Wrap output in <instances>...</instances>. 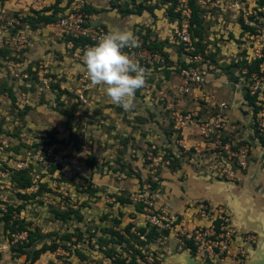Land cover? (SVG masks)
<instances>
[{"label":"rangeland","instance_id":"1","mask_svg":"<svg viewBox=\"0 0 264 264\" xmlns=\"http://www.w3.org/2000/svg\"><path fill=\"white\" fill-rule=\"evenodd\" d=\"M71 1L87 2L0 0V244H9L0 264H35L25 256L43 245L47 252L36 264H139L134 255L146 264L145 254L157 253L147 252L124 220L135 210L146 219L156 206L151 194L158 193L161 168L190 155L180 145L174 112L185 108L179 102L186 96L202 101L196 91L181 94L178 73L168 67L181 56L174 30L189 9V36L208 72L239 82L233 75L239 65L264 52V0H109L104 10L115 12L114 25L140 9L143 23L128 28L141 48L165 57L160 67L145 63L150 75L131 111L110 103L86 77L83 51L95 44L69 40L51 25ZM90 6L88 23L104 26L91 22L97 17ZM21 229L34 240L23 255L14 251L19 242L10 241Z\"/></svg>","mask_w":264,"mask_h":264},{"label":"built area","instance_id":"2","mask_svg":"<svg viewBox=\"0 0 264 264\" xmlns=\"http://www.w3.org/2000/svg\"><path fill=\"white\" fill-rule=\"evenodd\" d=\"M83 5L84 1L78 2V4L72 2L70 9L51 22V25L63 32L69 40L81 38L87 42L97 44L99 39L107 34L109 30L105 26L88 23ZM183 11L185 13L180 26L174 30L178 35L179 41L177 43L181 45V56L168 67L178 73L181 94H189L191 91L199 92L201 90L209 72L208 66L201 57L200 52L192 44L189 36V9ZM69 43L71 42L69 41ZM123 51L137 60L143 67L147 62L160 63L157 67L163 66L165 62L163 54L158 53L156 50L141 48L140 45L135 48H125ZM253 57L259 61L256 69L250 67L255 62H252L253 58H247L245 64L239 65V68H237L239 73L234 75L239 76V83L245 90L248 99L251 100L252 140L255 147L259 148L262 155H264V67L261 66V63L264 62V52L262 54L258 52ZM78 96L86 101L83 93L80 92ZM221 106H224V104ZM193 110L185 107L183 110H178L177 113L174 112V128L180 130L182 134L180 145L196 154L198 160H202V156H205L206 163L209 164V161H212L209 170L210 175L225 177L230 175L231 165L245 167L249 156V147L247 144L236 147V144L231 145L230 142L225 140L227 134L225 132L226 119L224 114L215 110L211 115L200 119L196 117L197 111L194 110L193 112ZM196 120L199 122L196 125V134L190 135V138L186 137L190 133L189 128L192 121ZM221 161L228 164V166L218 165ZM151 198L156 206L153 209H148L149 212L145 219L148 229L152 228L156 232L173 233L181 240L191 243L193 257L202 264L246 263L248 249L255 241V234L236 230L231 225L229 216L222 205H217L212 209L205 203H199L192 207L193 210L189 214H184L173 210L167 203H158V193L151 194ZM2 211H6L4 207ZM201 219H205L206 223L200 222ZM10 236L11 243L22 242L23 239L27 238L25 229L16 230L14 233H10ZM4 250L9 251V244L6 242L0 244V253ZM134 257L139 264H144L142 261L139 262L140 259L137 255H134ZM144 257L146 258V264H151L155 259L152 254H145Z\"/></svg>","mask_w":264,"mask_h":264},{"label":"crops","instance_id":"3","mask_svg":"<svg viewBox=\"0 0 264 264\" xmlns=\"http://www.w3.org/2000/svg\"><path fill=\"white\" fill-rule=\"evenodd\" d=\"M86 1L91 5V15L97 17L91 22H102L109 30L117 27L130 29L129 25L139 21L143 23L140 19L142 15L131 14L128 16L129 22H117L114 25V18L117 17L115 12L104 10L108 7L109 0L101 1L99 6H94L95 0ZM263 64L264 62L261 63L262 67ZM217 74L214 77V74L209 72L201 90L195 92L202 100L200 104H196L190 96H186L185 101L180 100L179 104L195 110L200 109V113L206 116L215 110L224 114L227 134L225 140L231 145L236 144V147L248 143L251 145L247 164L243 168L231 165L230 175L222 177L206 173L210 170L212 161L208 164L205 160L204 165L198 162V167L195 164L196 159L198 160L196 154L180 156L178 165L163 167L159 171L158 203H167L173 210L184 214H189L193 210L192 207L199 203H205L212 209L222 205L236 230L255 234V241L248 249L247 264H264V155L252 140L251 100L239 82L232 81L224 74ZM235 78L237 80V76ZM174 92L178 94L176 90ZM173 100L175 104L179 99ZM222 104L224 106H221ZM218 165L228 166L223 161ZM218 165L216 164L217 167ZM134 212L135 215L127 217L124 221L129 225L131 223V229L143 240V246L148 247L147 252L157 253L154 257L158 262L154 264H194L193 253L187 242L173 233L150 232V229L146 228L142 213L136 210ZM199 221L206 223L205 219ZM140 228H144V232H141ZM147 234H150V237ZM134 246L143 249L139 244ZM46 252H41L33 263L36 264Z\"/></svg>","mask_w":264,"mask_h":264},{"label":"clouds","instance_id":"4","mask_svg":"<svg viewBox=\"0 0 264 264\" xmlns=\"http://www.w3.org/2000/svg\"><path fill=\"white\" fill-rule=\"evenodd\" d=\"M138 46V37L132 30L117 27L83 51L84 72L91 86H101L109 102L125 111L136 107L135 93L146 85L150 75L123 51Z\"/></svg>","mask_w":264,"mask_h":264},{"label":"trees","instance_id":"5","mask_svg":"<svg viewBox=\"0 0 264 264\" xmlns=\"http://www.w3.org/2000/svg\"><path fill=\"white\" fill-rule=\"evenodd\" d=\"M85 4L83 5V9H84V11L86 12L87 11V7H89L88 6V4H86L87 2H84ZM87 5V6H86ZM91 7V6H90ZM149 12H152V10L150 11L149 10ZM136 14H141V11H140V9L137 11V12H135ZM152 15H154L153 13H151ZM57 19V18H56ZM55 19V20H56ZM54 20V21H55ZM189 21H190V19H189ZM50 22H53V21H50ZM84 40V41H86L85 39H81V38H72V40L73 41H77V40ZM87 42V41H86ZM147 49H150V50H154V49H152V48H147ZM259 63V61L257 60V61H255L253 64H251V68H257V64ZM236 79V78H235ZM190 151V153H192V151L191 150H189ZM5 224H8V222H5ZM11 224V223H10ZM10 228H12V229H14V226L13 225H10ZM140 231L141 232H144V228H140ZM154 230L152 229V228H150V232H153ZM27 235H28V237L26 238V240H24V241H22V242H19V245H18V248H17V250H14V251H16V253H19V254H25V248L26 247H30L31 246V243L34 241L33 240V234L29 231L28 233H27ZM148 235V237H150V234H147ZM188 243V247L190 248V250H191V252L193 253V251H192V245H191V243H189V242H187ZM48 249V247L47 246H45V245H43V246H41V247H39V248H36V249H33V251H32V255L31 256H28L29 254H27L26 256H25V258L26 259H28V262L29 263H33L38 257H39V255H40V253L41 252H44V251H46ZM48 264H54L53 262H51V261H49L48 262ZM124 264H126V262H124Z\"/></svg>","mask_w":264,"mask_h":264},{"label":"water","instance_id":"6","mask_svg":"<svg viewBox=\"0 0 264 264\" xmlns=\"http://www.w3.org/2000/svg\"><path fill=\"white\" fill-rule=\"evenodd\" d=\"M193 260H194V261H193L194 264H199V262H198L197 260H195L194 258H193ZM245 264H247V261H246Z\"/></svg>","mask_w":264,"mask_h":264}]
</instances>
